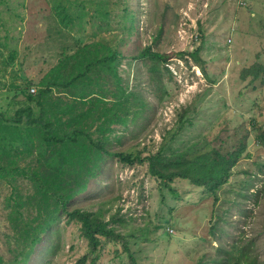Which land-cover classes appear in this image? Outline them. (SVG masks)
Segmentation results:
<instances>
[{
    "label": "rangeland",
    "instance_id": "374dc122",
    "mask_svg": "<svg viewBox=\"0 0 264 264\" xmlns=\"http://www.w3.org/2000/svg\"><path fill=\"white\" fill-rule=\"evenodd\" d=\"M243 1L0 0V167L34 170L46 181L39 192L16 178L34 195L20 215L37 230L27 247L16 243L7 207L15 180L0 177V258L80 264L89 247L60 199L68 210L99 212L125 237L134 264H209L233 241L251 244L264 264V145L256 140L264 129V0ZM147 47L183 53L153 62L139 57ZM197 48L203 70L188 55ZM109 49L116 56L104 59ZM252 64L261 68L258 77L241 78ZM73 75L69 86L59 85ZM40 89L39 102L26 100ZM25 106L51 128L28 126L26 112L16 122L15 110ZM46 130L54 136L83 131L107 141L109 150L141 157L160 146L166 154L204 150L206 141L224 152L239 140L244 152L214 191L173 179L174 198L145 162L129 166L106 152L94 154L81 136L44 143ZM98 239L94 264H132L122 240ZM19 245L26 248L21 258Z\"/></svg>",
    "mask_w": 264,
    "mask_h": 264
},
{
    "label": "trees",
    "instance_id": "16d2710c",
    "mask_svg": "<svg viewBox=\"0 0 264 264\" xmlns=\"http://www.w3.org/2000/svg\"><path fill=\"white\" fill-rule=\"evenodd\" d=\"M60 16L59 13L56 15ZM125 18V17H124ZM127 20H130L127 18ZM202 36V34H200ZM198 48L194 51L188 52V55L192 57L194 61H200V67L203 70L201 59L199 58ZM182 54L183 52H158L150 49L149 47L144 48L140 53L139 57L148 58L151 61L155 62H166L169 58L174 56V54ZM116 56V52L112 49H109L104 59H111ZM90 62L84 63L83 67L86 69L82 72L81 75H85L87 69H89ZM257 64H252L248 68H244L241 72V78L249 76V81L255 80L261 68L256 66ZM109 66V65H108ZM156 67L154 64L149 66L148 70L151 73L150 77L154 78L157 75ZM108 69H111L108 67ZM164 69L168 72L166 66ZM77 76H71L67 78L65 81H61L59 85H63L65 87L69 86L73 80L77 79ZM32 88V87H31ZM31 91V90H30ZM34 91V89H33ZM43 90L40 89L37 93H27L26 100L28 102H39L43 97ZM36 98V99H35ZM126 111L131 109V104L124 99L123 100ZM145 103H140L138 107H135L134 116L140 112L142 106ZM22 112H26V124L31 126L33 124L43 125L45 127L51 128V124L45 122L43 120V116L38 115L37 117L31 116V108L30 106H25L19 109H16L14 112V119L16 122L21 120ZM132 119V116H131ZM175 130L172 131L174 133ZM81 136L86 138L89 143V150L94 154H104L105 152L121 161L122 163L132 166L135 163L144 164L147 173L158 180V183L161 187L166 188V190L172 194L174 198H177V192L174 188L171 187L170 182L175 178L187 179L196 185H205L209 188L210 191H214L218 186L225 183L227 181L229 172L231 167L234 165V162L243 155L244 152V143L239 141L231 146L228 150L221 152L217 151L213 146L210 145L208 141L204 143L205 149L199 150L194 148H185L178 149L170 154L164 153V147H159L154 152H148L145 156L141 157L140 154L133 152H123L116 150H109L105 147V143L102 139L94 140L88 133L83 131L74 130L70 134H64L62 136H54L51 130H46L41 133V140L44 143H50L53 141H64L68 140L70 142H75L77 138ZM172 136V134H171ZM256 140L262 145H264V129L260 130L256 134ZM249 153L246 152L244 156H248ZM9 175L13 176L14 183L10 185L12 191H10V198L7 202V207L10 208V222L15 234L16 243L20 244L22 241H26L27 247L32 246L38 235L36 233V228L29 230L27 225L24 224L20 215L24 210L28 208L24 204V200H28L34 195L31 192L29 184L27 188H25V192H23L24 187H20L16 182L17 176H22L31 182V186L36 191H39L45 187L46 181L39 179L38 175L34 172V170L24 171L20 170V172H10L5 168L0 167V177H6ZM264 192V190H261ZM44 193V192H42ZM23 199V200H22ZM60 206L65 211V213L70 217L74 218L76 222L80 225V234L83 238L86 239L88 245L87 254H93L90 258V263L94 264L97 255L95 253L100 240L98 239V235L106 237L110 240L120 241L122 240V250L127 254L129 261L134 264V260L131 256V252L126 243L125 237L116 231L111 225H108L103 221L101 215L97 211H88L80 208H72L68 210L66 208V204L59 199ZM23 210L21 211L20 209ZM250 242H252L250 240ZM19 248L23 249L22 254L26 252L25 246L19 245ZM87 254L83 255L79 258L80 264H84L87 259ZM19 261L10 262L8 260H3L0 258V264H18ZM209 264H259L258 256L252 250L251 244L249 243H237L233 241L228 246L221 245L218 249V254L216 258L212 259Z\"/></svg>",
    "mask_w": 264,
    "mask_h": 264
},
{
    "label": "built area",
    "instance_id": "2783aa9c",
    "mask_svg": "<svg viewBox=\"0 0 264 264\" xmlns=\"http://www.w3.org/2000/svg\"><path fill=\"white\" fill-rule=\"evenodd\" d=\"M240 3L243 4L244 1L243 0H240ZM31 91H33V88H30Z\"/></svg>",
    "mask_w": 264,
    "mask_h": 264
}]
</instances>
